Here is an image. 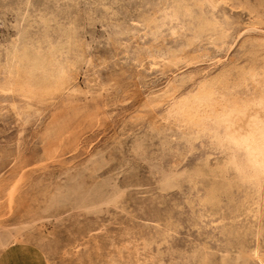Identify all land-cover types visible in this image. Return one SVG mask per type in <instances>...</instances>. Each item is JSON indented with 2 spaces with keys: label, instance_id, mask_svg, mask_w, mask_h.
<instances>
[{
  "label": "rangeland",
  "instance_id": "374dc122",
  "mask_svg": "<svg viewBox=\"0 0 264 264\" xmlns=\"http://www.w3.org/2000/svg\"><path fill=\"white\" fill-rule=\"evenodd\" d=\"M170 6L0 0L1 68L15 43L75 41L58 57L66 89L30 104L0 92V264H263L264 199L259 219L242 191L207 202L223 155L183 139L163 96L216 79L229 102L264 96L251 79L264 69V0H221L223 41L154 39L147 19Z\"/></svg>",
  "mask_w": 264,
  "mask_h": 264
},
{
  "label": "bare ground",
  "instance_id": "6f19581e",
  "mask_svg": "<svg viewBox=\"0 0 264 264\" xmlns=\"http://www.w3.org/2000/svg\"><path fill=\"white\" fill-rule=\"evenodd\" d=\"M220 1L171 0L170 7L147 19L149 34L154 39L163 37L165 32L176 37L184 30L193 29L194 41L204 35L213 41H223L228 33L217 20ZM45 43L49 46L47 49L42 48ZM74 45L71 33L61 46H53L48 39L34 47L21 48L13 44L7 49L6 65L0 67V74L4 75L0 92L19 96L30 104L66 89L69 70L58 57L71 52ZM24 66L28 77L22 82L18 71ZM251 79L264 88V69L262 73L252 72ZM219 83L216 79L179 97L172 91L165 93L163 98L168 101V109L164 119L178 126L182 138L190 144L208 140L212 148L223 155V160L209 170L216 182L210 188L207 202L215 206L222 194L242 191L248 213L259 219L264 199V96L250 102H229L223 93L219 95L216 91ZM48 136H51L49 130ZM254 255L258 257V249Z\"/></svg>",
  "mask_w": 264,
  "mask_h": 264
}]
</instances>
